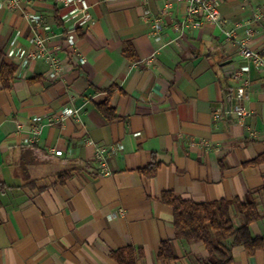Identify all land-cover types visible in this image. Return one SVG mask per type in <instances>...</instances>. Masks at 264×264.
I'll return each mask as SVG.
<instances>
[{"label":"crops","instance_id":"crops-1","mask_svg":"<svg viewBox=\"0 0 264 264\" xmlns=\"http://www.w3.org/2000/svg\"><path fill=\"white\" fill-rule=\"evenodd\" d=\"M3 1L0 52L17 70L11 88L0 79V264H117L110 252L126 245L144 248L138 264H163L167 239L177 258L166 264L207 259L201 241L175 239L161 197L245 202L264 184V163H251L264 153V0H218L221 20L199 27L177 0ZM35 36L59 60L58 74L47 56L28 57ZM126 43L138 60L123 54ZM242 43L263 68L242 56ZM242 64L248 71L233 77ZM240 86L238 118L226 111ZM106 101L115 121L98 107ZM68 108L76 114L61 119ZM98 146L108 174L97 168ZM153 161L148 177L142 169ZM233 216L239 226L235 208ZM250 231L264 236V218ZM232 257L264 264V249L237 245Z\"/></svg>","mask_w":264,"mask_h":264},{"label":"trees","instance_id":"trees-1","mask_svg":"<svg viewBox=\"0 0 264 264\" xmlns=\"http://www.w3.org/2000/svg\"><path fill=\"white\" fill-rule=\"evenodd\" d=\"M61 24L60 20L57 19ZM123 54L133 60H138L136 52L131 43H126ZM17 70V64L7 58L4 52H0V79L3 87H12V81ZM109 92L112 89L108 90ZM101 112L108 121H115L118 116L108 102L98 105ZM252 164L264 163V153L251 161ZM160 163L153 161L142 172L152 177L157 172ZM71 171L62 172L58 176L60 182H65L71 175ZM35 182H31L34 184ZM5 183L0 182V191ZM41 190L44 187L40 188ZM162 201L173 209V224L175 228V239L187 242L201 241L209 251V257L202 260L200 264H230L233 260L232 248L237 245L244 246L250 255L258 250L264 249V236H255L250 231L252 222L264 218V211L260 209L264 198V184L247 193V200L242 202L239 198L218 199L207 202H195L184 199L167 190L162 193ZM238 212L241 224L235 226L233 210ZM231 240V242H228ZM145 255L141 246L126 245L110 252V257L117 264H138ZM158 260L166 264L177 258L173 247V239L164 240L158 251Z\"/></svg>","mask_w":264,"mask_h":264},{"label":"built area","instance_id":"built-area-1","mask_svg":"<svg viewBox=\"0 0 264 264\" xmlns=\"http://www.w3.org/2000/svg\"><path fill=\"white\" fill-rule=\"evenodd\" d=\"M64 3L68 2H74L76 0H60ZM177 1H183L187 4V10H188V20L189 22L195 26L199 27L203 23H218L221 20V15L219 11V5L218 0H177ZM3 0H0V7L3 5ZM39 17L34 16L33 21L38 24ZM247 37L251 35V31H246ZM228 37H232L233 33L232 31L227 32ZM34 41L36 42L38 48L34 52H30L28 54V57L30 58H39L41 56H47L50 64L53 66L55 73L58 74V72L61 69L59 60L53 56L50 52H48L45 44L44 39L35 36ZM241 54L242 56L247 59L251 60L253 62H256L259 66V68H263V62L260 59V53L256 50H253L246 46V44L242 43L241 45ZM248 64H242L239 65L238 68L234 69L232 71V76L235 78L241 77L246 71H248ZM247 95V88L245 86H240L236 89L233 99L236 101V105L233 109L227 110V114L233 112L238 118L243 117L246 114V110L244 106L241 104V101L246 97ZM76 114V111L74 109H64L61 112H59V116L61 119H65L69 115ZM19 127H21L19 125ZM34 134H38L39 128L38 124L34 126L33 130ZM52 151L59 156L63 155V150L61 149H54L52 148ZM96 163L97 168L101 170V173L108 174L110 173L106 160H105V149L98 146L96 151Z\"/></svg>","mask_w":264,"mask_h":264}]
</instances>
